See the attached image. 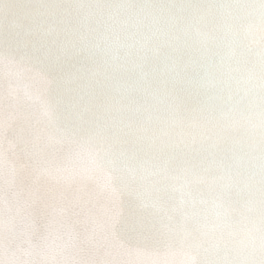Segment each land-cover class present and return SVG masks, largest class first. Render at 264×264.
<instances>
[{
	"label": "bare ground",
	"instance_id": "obj_1",
	"mask_svg": "<svg viewBox=\"0 0 264 264\" xmlns=\"http://www.w3.org/2000/svg\"><path fill=\"white\" fill-rule=\"evenodd\" d=\"M21 4L100 5L73 8L71 18L49 10L42 26L26 25L20 34L8 33L0 22V264H196L194 253L145 248L137 237L159 228L156 206L158 177L139 179L137 162L124 171L137 177L132 196L122 195L109 174L95 167L78 140L62 137L47 124L42 104L46 81L30 65L21 63L20 49H37L41 59L60 66L58 77L65 109L95 112L110 110L115 126L135 125L139 118L161 115L155 97L161 85L180 96L195 93L199 81L211 84L221 97L218 112H227L229 123H245L241 111H258L261 75L258 57L242 60L233 55V40L251 26L258 29V15L251 17L245 4L258 0H14ZM224 4L192 13L178 6ZM177 6V7H172ZM55 12V19L51 13ZM70 23H61V20ZM77 23L93 31V40L106 42L108 63L66 58L60 48L64 30ZM187 34V43H185ZM181 39L177 41L175 37ZM58 37L60 39H58ZM254 123L256 121H253ZM216 156L199 171L203 182L189 178V186L170 189L177 212H199L214 220L227 206L224 186L246 187L248 158L229 152L222 143ZM26 152L40 153L50 162L37 167ZM230 170V174H229ZM223 179H220V176ZM211 227V225H209ZM250 222L237 219L224 229L234 252L258 249V232ZM231 233V235H229ZM219 239V229L210 233Z\"/></svg>",
	"mask_w": 264,
	"mask_h": 264
},
{
	"label": "snow or ice",
	"instance_id": "obj_2",
	"mask_svg": "<svg viewBox=\"0 0 264 264\" xmlns=\"http://www.w3.org/2000/svg\"><path fill=\"white\" fill-rule=\"evenodd\" d=\"M92 7L102 6L21 4L14 0H0V22L9 34L15 32L19 35L26 25L42 26L50 14L49 10L59 11L63 17L71 18L73 8ZM178 7L191 10L194 14L200 11L210 14L215 8L230 6L208 3ZM244 7L251 10L252 19L258 15V29L254 31L250 26L243 34L237 33L233 44L238 51L233 55L242 60L258 57L261 97L258 111H241L243 124L229 123L228 113L218 112L221 97L214 93V86L203 81L198 82L195 93L186 96L174 94L167 87V82H163L162 94L154 98L161 112L155 119L148 114L139 118L135 125L115 126L110 123L113 120L111 111L101 106L95 112H89L86 118L84 113L65 109L61 94L64 82L57 75L60 66L41 59L37 49L24 47L19 50L21 63L35 68L46 81L42 104L47 124L56 128L62 137L78 140L87 151L91 163L109 174L117 191L129 196L135 192L132 185L137 177L130 179L124 175L132 160L137 162L139 179L146 175L158 177L156 183L160 188L157 199L164 205L156 206V211L160 213V227L142 232L137 237V243L145 248L194 253L196 264H264V0H258V4H245ZM51 15L55 19V12ZM60 22L71 21L62 19ZM92 31L82 23L65 28L60 40L64 56L107 65L110 53L106 42L93 40L90 36ZM175 39L179 41L181 37L177 35ZM184 39L187 43V34ZM3 43L0 40V51H3ZM222 143L229 144V152H239L248 158L245 189H236L234 197L229 190L231 185H225L224 200L227 206H218L223 211L218 212L214 220L199 212L191 216L177 212L170 189L176 185L188 187L190 177H194L196 184L203 182L199 171L211 175V183L216 184L218 170L203 168V162L214 158L217 154L215 150ZM26 156L37 167L47 169L50 164L40 153L26 152ZM219 178L223 179V176ZM237 219L257 226L258 249L254 248L249 253L233 251L224 236V229ZM218 229L219 239L213 242L215 237H211L210 233Z\"/></svg>",
	"mask_w": 264,
	"mask_h": 264
}]
</instances>
